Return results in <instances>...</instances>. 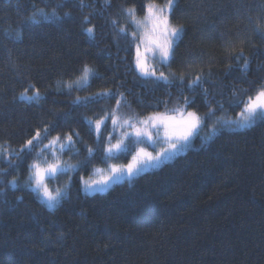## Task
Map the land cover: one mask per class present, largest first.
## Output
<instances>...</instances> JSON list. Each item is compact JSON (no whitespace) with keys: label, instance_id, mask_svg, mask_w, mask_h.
Instances as JSON below:
<instances>
[{"label":"trees","instance_id":"1","mask_svg":"<svg viewBox=\"0 0 264 264\" xmlns=\"http://www.w3.org/2000/svg\"><path fill=\"white\" fill-rule=\"evenodd\" d=\"M142 3L0 0V144L18 149L34 130L55 124L51 135L75 129L95 149L85 117L97 118L115 101L87 107L74 101L106 90L123 93L119 110L137 117L179 108L188 98V110L208 114L211 108L221 125L237 118L243 105L236 101L264 87V0H176L172 22L185 34L164 70L183 84L141 76L128 41L113 26L115 19L131 30L122 9L135 6L141 17ZM37 8H55L61 19L29 27ZM91 26L94 36L84 31ZM85 64L94 75L69 91L65 83L76 81ZM197 76L202 86L187 87ZM35 89L38 100L22 95ZM234 129L207 142L197 137L188 151L145 169L132 183L122 179L87 195L81 176L118 158L126 162L133 151L106 161L97 155L86 170L61 175L68 191L53 209L27 187L31 156L15 170L0 161L7 170L0 174V264H264V121ZM84 144H76L79 156L63 159L84 160Z\"/></svg>","mask_w":264,"mask_h":264},{"label":"snow or ice","instance_id":"2","mask_svg":"<svg viewBox=\"0 0 264 264\" xmlns=\"http://www.w3.org/2000/svg\"><path fill=\"white\" fill-rule=\"evenodd\" d=\"M83 2V0H81ZM105 5H110L111 0H104ZM176 0H165L161 5L157 0H144L141 5L142 17H138L135 6L123 8L122 11L128 17L129 23L132 25L130 30L128 25H121L115 19L112 20L113 26L119 33L123 34L128 41L127 51L133 52L134 67L136 71L143 77L153 78L156 81H163L171 84L173 80H180L183 84V78L176 76L175 73L169 72L167 75L160 69L158 70L151 60H156L159 64L170 67V61L175 55V50L180 41L184 37V28L182 25L173 24L174 9ZM40 17V20H37ZM45 19L59 20L56 9L47 12L44 8H37L32 16L28 18V26L32 23H38ZM85 23H90L88 17L84 18ZM257 30L261 25L256 24ZM84 31L94 36L95 27H85ZM21 33H17L19 36ZM241 49V55H242ZM239 58V57H238ZM247 68V61L243 65ZM94 75V69L85 64L81 70V74L76 81L66 82L65 87L71 91L73 85L84 87L88 85L90 78ZM202 86L199 76L193 78L187 87L195 89ZM206 91V90H205ZM25 95L28 100H38L40 92L34 90L32 96ZM235 95V93H234ZM125 97L123 93L114 92L112 90L100 91L90 96H77L76 103H81L85 107L89 104L99 103L101 100H114L115 106L107 110H102L103 114L92 119L85 117V121L89 126V130L94 133L97 147L94 149L84 144L80 133L75 129L61 135H51L52 131L58 128V125L43 127L34 130V134L26 139L22 146L13 149L10 145L0 144V161L7 163L8 168L18 169L20 164L24 163L26 156H31V162L27 163L28 180L27 187L35 191L37 196L41 198L49 207H54L66 195L67 184L61 188L54 185L58 176L67 175L69 172H75L78 169L86 170L97 155L102 160H111L118 153H131L132 145L143 143L144 138L152 140V133L155 131L159 135L163 129V135L168 147L163 151L153 155L144 148H139L132 155L131 162L127 164H109L107 174L102 179H92L80 177V181L84 185L85 190L103 191L110 183L120 181L125 177L131 179L145 167L156 166L166 155L174 154L187 146L190 139L202 128L204 124L203 118L198 115L197 111H186V108L193 101L184 98V107L172 110L175 114L167 112H154L143 119L133 118L130 116H122L119 112L122 101ZM237 105H243L239 114V119L230 121L224 120L222 126L246 128L250 127L257 120L264 121V87L256 90L255 95H247V99H238ZM223 108V105L219 106ZM208 115H214V111L210 108ZM221 121L217 120L216 124ZM109 127L111 132H109ZM119 131V135L114 137L113 132ZM215 124L212 132H217ZM130 137L135 139L129 140ZM45 141H47L45 143ZM126 141H128L126 143ZM77 142L84 144L88 155L84 160H79L73 164L63 159L65 153H72L79 156V149L76 148ZM34 153V155H33ZM96 173H103L100 168L95 169ZM0 174H7L5 168H0ZM49 181L53 184L50 186ZM12 187L17 186V179L14 177L8 181Z\"/></svg>","mask_w":264,"mask_h":264},{"label":"rangeland","instance_id":"3","mask_svg":"<svg viewBox=\"0 0 264 264\" xmlns=\"http://www.w3.org/2000/svg\"><path fill=\"white\" fill-rule=\"evenodd\" d=\"M158 3H160V2H158ZM164 3L165 2L160 3V4L163 5ZM151 63H153L154 66L158 70L162 69L165 72L166 75L169 73L167 70L166 71L164 70V65L159 64L158 61L151 60ZM180 107H184V105L183 106L182 105L179 106V108ZM172 110H174V109H171V110L167 111V113L170 114V115L175 114ZM186 111H191V110H188V107H187L186 108ZM119 112H120V114L122 116H130V117H133L134 119L135 118L143 119L144 117H146V116H138L137 117V114L132 113V111L130 112L129 109L127 110V108L121 109V110H119ZM163 113H165V112H163ZM198 115H200L203 118L204 124L202 125V128L200 130H198L197 133L190 139V141L188 142L187 146L183 147L180 151L175 152L174 154L166 155L162 159V161L159 164H157L156 166L145 167L142 171H140L138 174H136L131 179H129L128 177H125L124 178L125 179L124 181H127L129 183H132L133 180H134V178H136L137 176H139L145 169H147V168H149V170L157 169L160 166H162L164 163L173 160L175 157H177L178 155H180L182 153H185L186 151H188V149L191 148V145L194 143V141L196 140L197 137H199L201 139V142H207L208 140L212 139V137L216 134V132L215 133L212 132V127H213L214 124H215V126H216V128L218 129L219 132H220V130L226 129V126H222L221 124H216L217 117H212L213 115H211V118L207 121L208 114H198ZM239 118H240L239 116L237 118L236 117H229L228 120L234 121V120H238ZM233 128H236L234 130H241V129H243V128H237V127H233ZM119 131H121V130H117L115 132L116 133V136L119 135ZM152 137H153L152 140H148L147 138H144V142L143 143H139V144L132 145V147H134V150H133L131 156L129 157V160H127L126 162H124V160H122L121 158H118L116 161H114L115 162L114 164H127V163L131 162L132 155H134L135 154V151L138 150L139 148H144L146 151L151 152L153 155H156L157 153L163 151L164 149H166L168 147V144L165 142V138H164V135H163V129H161L159 135H157V133L155 131H153ZM132 139H135V138L134 137H130L129 138V140H132ZM127 142L128 141H126V143ZM118 154H120V153H118ZM70 163L75 164V162H70ZM100 169H103L104 172L103 173H95V170H94V172L92 173L91 176H87V177H84V178H86V179L89 178V177L92 178V179H102V178H104V176L107 174L108 166L107 167H102ZM60 177L61 176H58L57 177V179L54 182V185L57 186V187L63 188L67 184L66 190L68 191L69 182L66 181L65 183H62L61 180H60ZM49 183H50V186H52L53 182L52 181H49ZM113 184H114V182H113ZM113 184L110 183L106 188H104L103 191H105L107 188L111 187ZM82 191H83L84 194H87V195H91L94 192L92 190H85L83 184H82ZM66 195H67V193H66ZM39 199L43 203H45L41 198H39ZM57 205L58 204H56L54 207H49L46 204V207L49 208V209H53Z\"/></svg>","mask_w":264,"mask_h":264}]
</instances>
